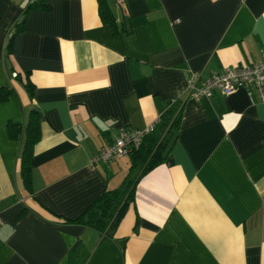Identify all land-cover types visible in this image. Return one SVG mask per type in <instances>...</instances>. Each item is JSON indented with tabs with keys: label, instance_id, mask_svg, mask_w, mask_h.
<instances>
[{
	"label": "crops",
	"instance_id": "obj_1",
	"mask_svg": "<svg viewBox=\"0 0 264 264\" xmlns=\"http://www.w3.org/2000/svg\"><path fill=\"white\" fill-rule=\"evenodd\" d=\"M28 1L0 0V264H264V101L249 84L198 99L181 90L191 71L260 58L264 0H105L116 31L97 0H47L22 17ZM176 94L164 158L137 179L112 233L64 220L128 170L127 154L89 157Z\"/></svg>",
	"mask_w": 264,
	"mask_h": 264
},
{
	"label": "trees",
	"instance_id": "obj_2",
	"mask_svg": "<svg viewBox=\"0 0 264 264\" xmlns=\"http://www.w3.org/2000/svg\"><path fill=\"white\" fill-rule=\"evenodd\" d=\"M48 6L47 0H30L22 10V17L30 8L46 9ZM97 9L100 18L111 26L112 31H116L117 27L106 1L97 0ZM20 28L21 20L15 23L13 30L10 32L6 41V50L10 49L12 35L20 30ZM24 86L30 94L32 83L27 76ZM4 91L0 88V94ZM179 112V98L168 100L166 107L160 113L156 126L151 131L144 133L139 144L127 154L129 166L120 183L113 187L104 188L78 215L64 218V220L82 222L97 229L102 235L109 236L128 202L132 199L133 187L137 179L142 173L164 158V149L167 142L173 137V132L177 127ZM37 120V112L34 109H29L23 124L24 138L19 152V173L25 186H29L30 146L37 137ZM19 127L18 123H8V129L12 134Z\"/></svg>",
	"mask_w": 264,
	"mask_h": 264
},
{
	"label": "built area",
	"instance_id": "obj_3",
	"mask_svg": "<svg viewBox=\"0 0 264 264\" xmlns=\"http://www.w3.org/2000/svg\"><path fill=\"white\" fill-rule=\"evenodd\" d=\"M114 1L121 4L124 0ZM243 84L252 85L257 93V98L264 101V52L256 61L225 66L218 71H211L204 77L199 76L196 71H191L185 78L181 90L185 92V96L198 99L202 95H207L214 88L226 95ZM174 98H179V94H176ZM158 120L157 116L152 122L140 128H119L116 136L107 145L100 147L89 157L88 164L93 165L99 160L108 161L115 156L128 154L139 144L143 134L153 129Z\"/></svg>",
	"mask_w": 264,
	"mask_h": 264
}]
</instances>
